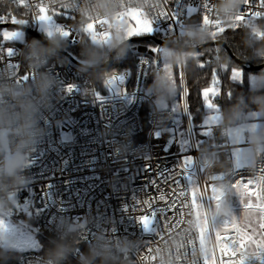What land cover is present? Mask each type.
<instances>
[{
	"label": "built area",
	"instance_id": "2783aa9c",
	"mask_svg": "<svg viewBox=\"0 0 264 264\" xmlns=\"http://www.w3.org/2000/svg\"><path fill=\"white\" fill-rule=\"evenodd\" d=\"M4 1L15 7H23L19 0ZM41 2L45 5L50 3L49 0H26V3L33 5ZM209 2L214 4V0H209ZM189 3H193V0H187L185 11ZM51 7L59 13L54 16V19L73 29L75 23L68 18H78L77 14L58 5H51ZM165 8L171 12L175 9V4L169 2ZM29 11L32 17L38 9L32 8ZM255 11L264 12V9L259 7V0H249V3L242 8V12L246 13ZM49 14L52 13L49 12ZM202 17L203 10L199 14H193L191 18L185 15L184 21L185 23L197 21L202 24ZM209 18L215 19L216 17L210 14ZM248 18L246 16V19ZM254 20L264 23V16L256 17ZM31 28L34 32L41 34L38 21H33ZM229 30L231 28L225 27V31L219 34L216 40L221 39V36ZM96 31L102 32L103 28L97 24ZM73 35L75 36V33ZM156 36L165 39L161 33H157ZM173 36L175 35L170 37ZM34 39L37 40L34 33H29L27 38L21 40L4 41L2 38L0 46L3 52L0 69L7 68L12 72L13 70L9 69L8 65L16 63L19 65V68L15 69L16 78L23 75H29L31 78L32 72L23 66L20 51ZM78 39L79 37L65 40L67 45H75L79 43ZM216 40L211 39L210 41ZM8 48H13L16 52L14 57H7ZM207 62L211 63V58H207ZM214 63L213 72L215 70L216 76H220L224 64L221 60ZM150 64L147 57H140L135 64L134 76H132V71H127L123 82L124 94L114 95L106 84V79L111 74L108 73L102 78L103 86L108 90L107 93H103L90 70L84 71L81 65L75 63L66 54L60 52L59 61L53 58L49 62L48 71L57 78L59 83V87L53 91L57 99L54 100L50 111L41 114L40 122L41 126L46 129V134L29 157V166L25 171L29 180L25 187L17 191L14 205H29L35 213L41 216L43 226L55 235L59 220L66 218L77 224L83 230L82 240L86 246L96 238L98 233L106 237L126 236L130 239H141V246L126 257L129 264H158L156 249H160V252L167 250L172 257L173 264H191L194 258L189 239L195 241L197 249L195 259L198 264H203L198 252V233L194 224H189L190 220H195L194 211L189 207L183 208L181 216L178 204L175 211L170 210L166 213L167 221L165 217L158 214L157 220L160 221L163 229L159 235L145 233L143 227L125 212L134 194L140 200L151 197L153 208L141 205L136 212L131 213L133 216L150 215L154 209L166 207L167 194L176 186L174 184L164 185L157 180V184L166 194V200L160 201L159 192L155 187L146 188L148 181L155 177L157 168L163 166L173 168L180 163L184 155H191L195 161L200 148L196 143L189 110L187 112L183 110L186 119V135L190 146L187 151L183 152L178 149L182 140V132L177 123L179 116L175 115L171 107L167 109L168 118L162 124L158 123L152 97L146 92V87L152 83L153 73L163 70V64L157 65L151 75ZM178 67L181 101L184 105L185 102L188 104L187 96L184 95V89L187 88L185 66L178 65ZM129 82L130 89L127 88ZM70 85L73 86L72 90L67 91ZM144 104L147 107L149 127L145 136H141L144 131L142 111ZM220 134L228 138L229 128ZM246 143L232 144L225 141L212 145L222 153L223 157L232 161L234 168L232 183L237 180H241L242 183H247L249 179L255 180V177L261 174L260 169L264 167V162H262L255 172L249 170L248 164L242 168H236L233 154L237 153V149L244 147ZM129 148L131 149L129 152L121 153V149ZM194 169L199 191L203 195L201 202L205 211L209 212L211 188L214 180H218L212 178L217 176L208 177L204 174V168L196 162ZM181 175H183L182 171ZM184 183L185 181L182 180V185ZM143 188L146 189L141 190ZM227 193L225 192V195ZM187 203H191L190 195ZM90 218L93 221L91 224L88 223ZM224 219L222 218L221 221ZM177 220H182L183 223L176 224ZM165 223L175 226L165 228ZM178 250L179 257L177 256ZM216 255L219 256L218 248ZM44 256L45 253L38 250L23 251L19 264H41ZM145 256H149V259L145 260ZM260 258L252 255L249 257V259L261 261Z\"/></svg>",
	"mask_w": 264,
	"mask_h": 264
},
{
	"label": "clouds",
	"instance_id": "9594fccd",
	"mask_svg": "<svg viewBox=\"0 0 264 264\" xmlns=\"http://www.w3.org/2000/svg\"><path fill=\"white\" fill-rule=\"evenodd\" d=\"M53 5H63L77 14L78 20L73 30L79 33L81 67L84 71L97 69L110 60L123 58L129 50V39L126 38L127 25L117 21L116 16L127 7L147 9L149 5L162 6L163 0H49ZM215 16L224 24L231 25L233 18L239 15L245 0H214ZM105 19L109 24L100 25L110 37L104 42L95 43L83 31V26L95 19ZM243 27V26H242ZM211 28L197 21L186 22L183 34H177L163 41L158 54L162 64L187 66L196 63L197 49L206 45L211 38ZM264 23H256L244 27L242 43L249 52V59L264 63ZM67 47L64 37L53 34L45 40H32L20 51L23 66L34 76L27 82L18 84L16 75L7 68L0 69V216L7 214L16 202L17 191L25 187L29 177L25 171L29 166V157L36 145L46 134L41 126V114L50 111L57 97L54 89L59 87L57 78L48 71L53 58L59 61V53ZM100 78H103L102 76ZM152 97V105L157 114L158 123L168 118V106L175 100L178 87L173 77L162 71L153 73L152 83L146 87ZM250 105H255L254 109ZM251 112L264 118V90L251 92L247 97L239 93L235 103L222 109L220 123L216 132L221 133L228 128H238L246 122ZM227 139V137H223ZM220 137H217L219 140ZM247 149L242 153L249 170L255 172L264 162V126L249 133ZM131 149H121V153ZM197 165L204 168L208 177L217 176L214 185L230 193L234 175L232 161L223 157L211 142L202 145L195 157ZM224 208L221 207L220 212ZM209 216L215 215L209 211ZM93 221L91 218L88 223ZM55 237L50 241L51 247L45 253L41 264H64L67 257L76 251L82 240L83 230L68 219L57 222ZM141 239H130L126 236L106 237L98 233L88 244L87 251L78 258V264H129L126 257L138 249ZM7 243L0 240V262L6 259L9 251ZM158 264H173L167 250L158 254Z\"/></svg>",
	"mask_w": 264,
	"mask_h": 264
},
{
	"label": "snow or ice",
	"instance_id": "6c2138e0",
	"mask_svg": "<svg viewBox=\"0 0 264 264\" xmlns=\"http://www.w3.org/2000/svg\"><path fill=\"white\" fill-rule=\"evenodd\" d=\"M169 2L175 4V9L171 12L167 11L165 5ZM19 3L27 8L38 9L32 15V21H38L42 31L51 37L53 34H60L65 39L79 37V33L75 30L69 28L67 25H62L58 23L54 16L58 15L51 3L45 5L41 3H26V0H19ZM187 0H163L162 6L157 7L155 4L149 5L147 9L138 7H127L121 13L116 16L117 21H123L127 27L125 29L126 38L129 40L132 38H137V41L144 43L145 37H156L157 33H161L163 38H170L172 35L183 34V28L185 25L184 17L191 18L193 14H199L203 10L202 24L203 26H211V38L216 40L219 34L225 31V27L236 29L240 26L249 27L254 23V18L264 16V12H242L233 18L231 25H224L216 16L215 19H210L209 15L214 14V5L209 2V0H193V3L187 4L186 11L185 5ZM249 3V0H245V5ZM64 9H70L67 6L59 5ZM259 7L264 9V0H259ZM71 10V9H70ZM51 12L52 14H49ZM246 16L249 17L246 19ZM71 18V17H69ZM5 20V17L0 16V24ZM134 21L135 23H131ZM11 23L13 25L24 26L30 21L28 19H18L15 16L12 17ZM109 24L105 19H95L90 21L87 25L83 26V31L88 35V37L95 43L104 42L110 37V32L96 31V25ZM210 28V27H209ZM178 29V32H177ZM75 33V36L73 35ZM2 38L4 41H14L22 35V33L16 29L4 30L2 33ZM259 35L264 36V33ZM78 39V40H79ZM149 50L153 54H159L161 51L160 46L154 45L151 41H148ZM219 49H217V52ZM2 46H0V59H2ZM6 55L12 58L16 55L13 48H8L6 50ZM155 63V61H153ZM203 68L204 64H200ZM227 68V65H224ZM9 69H12L13 74L17 76L15 69L19 68L16 63H9ZM163 70L166 71L169 76H172V67L167 64H163ZM242 69L238 67L231 68V80L240 81L242 79ZM34 76L32 73L31 78ZM30 79L29 75H23L17 78L16 82L21 84L27 82ZM120 84L123 83V77L113 76L106 81L107 86L111 87L116 82ZM175 82V81H174ZM212 83L218 84L219 81L213 72ZM73 86H68L67 91H71ZM216 96L218 94V89L215 88H205L202 92L203 100L205 106L212 110L213 114L210 115L205 121L202 127H206L208 130L203 131L201 135L211 136V127L217 124L219 120L218 113L220 109L216 104L212 102L209 98V94ZM121 94L124 92L121 91ZM188 90L184 89V95L187 96ZM99 98V97H98ZM135 97L133 96V99ZM179 105L174 106V111L179 110ZM187 102L183 105V110L188 111ZM254 116L256 114H253ZM259 125L252 123L248 126L247 130H254ZM245 129H238L232 136L233 143H238L244 136ZM182 147L186 148L188 146L187 140L181 141ZM199 146V145H197ZM234 159L236 160V168L242 167L239 162V153H234ZM195 161L190 155H184L178 165L173 168H168L167 166L159 167L155 170V177L150 178L147 187H155L159 192L158 199L160 201L166 200V194L157 184V180L164 185L174 184L176 187L167 194L168 202L166 207H161L154 209L150 215H139L133 216L131 213L137 211L141 205H147L148 208H153L152 198L149 197L145 200H140L137 195L134 194L132 197V202L129 206L125 208V212L135 220L137 224L143 227L145 233L159 235L163 229L161 228L160 221L157 220L158 214L165 217L167 221L168 217L166 213L170 210L175 211L177 205L180 206V215H183V208L185 206L189 207L194 211L195 220L189 221V224H194L196 232L198 233L199 239V255L202 257L203 264H245V260L249 255L256 257H264V167L260 169L261 174L255 177V180L249 179L247 183H242L241 180H237L232 183L231 189L235 191L240 197V202L243 207V214L237 218L227 213L224 209L226 218L222 223H215V215L209 216V213L205 211L203 205L200 203L203 195L199 191L197 184V175L193 171ZM179 169V171H178ZM203 170V169H201ZM181 171L183 175H181ZM212 179H222V177H213ZM182 180L185 183L182 185ZM143 188L141 190H144ZM212 195L209 198L215 202L218 211L221 209V204L225 196V192L215 185L211 188ZM189 195L191 197V203L188 204ZM191 214V213H190ZM183 223L182 220H177L176 224ZM175 225H169L165 223L164 227H174ZM3 227V222L0 221V228ZM115 231V229H113ZM231 232V235H229ZM214 241V242H213ZM189 243L192 244V256L193 260L191 264H198L195 259L197 256V249L195 246V241L189 239ZM217 248L219 250V256L216 255ZM252 249V251H249ZM151 252V249H149ZM157 254H159L160 249H156ZM186 255V253H185ZM177 256L179 257V250L177 251ZM145 260L149 259V256L144 257ZM155 259V257H151ZM264 264V260H262Z\"/></svg>",
	"mask_w": 264,
	"mask_h": 264
},
{
	"label": "trees",
	"instance_id": "16d2710c",
	"mask_svg": "<svg viewBox=\"0 0 264 264\" xmlns=\"http://www.w3.org/2000/svg\"><path fill=\"white\" fill-rule=\"evenodd\" d=\"M0 16L5 17V20L3 22H11V19L13 16H15L18 19H28L30 21L29 25L32 27V17L29 9L25 7H15L12 4H10L7 1L0 0ZM72 22L76 23L78 18H68ZM254 23H263L260 20H254ZM243 26V25H242ZM240 26L236 29H231L227 32H225L221 39L226 41L228 47L232 51V53L241 61L248 63V64H261L262 62H259L254 59H249V52L248 49H246L242 43V38L244 36V27ZM3 26H0V33ZM42 36L45 38L47 35H44L41 33ZM29 36V34H28ZM2 39V35H0V41ZM151 41L153 44H157L154 40H144V43L141 42H130L129 43V50L127 52V55L123 58H117L111 61L110 65L107 67L90 70V73L94 77L95 81L97 82L99 88L103 93H107V89L103 86L102 78L104 75L113 72L118 71L122 72L126 68H131L133 71L132 76L135 74L136 70V61L140 57H147L150 60V75L152 74L153 70L157 65L162 63L158 56H154L151 51H148L147 42ZM70 50L69 52L79 61L81 62L80 57V44L75 45H67ZM144 46L146 47L144 49ZM67 49V48H65ZM217 49L219 51L217 52ZM68 50V49H67ZM198 52L197 62L196 63H190L189 65L185 66V74H186V83H187V100H188V110L190 119L193 125V130L195 133L196 140H200V124L204 121L205 117L208 114V108L205 106L202 92L205 88H210L212 86H216L219 88V92L216 96L209 95L212 102L216 103L220 107V111L222 112V109L230 107L233 103L236 101V97L239 93L243 94L245 97H247L251 92L257 91V90H264V85L254 88L249 87L245 82H238V81H232L231 80V68L238 67L243 68L245 70H248L244 68V66L238 62L237 59H235L228 50L219 45V46H205ZM152 54V57L150 56ZM207 58H211L212 62L208 63ZM221 60L224 65H227V68L224 67L223 72L220 76H217V79L219 81L218 84H213V68L215 66V61ZM155 61V63H153ZM200 64H204V67L201 68ZM175 70V83L178 87V93L175 98V100L168 106L174 109L175 105L180 106L181 101V85H180V71L179 67H174ZM257 72H263L264 73V67L259 70H254ZM113 76L117 77H123V82L125 77L127 76V72H122L121 74H111L108 76L106 81L110 79ZM112 93L114 95H120L121 91L123 92V83L120 84L118 81L113 84L111 87ZM127 88H131V84L127 85ZM181 107V106H180ZM179 107V110H180ZM251 109L255 108V105H250ZM177 110V112H179ZM144 118V131L141 136H145L147 129L149 127L148 121H147V107L144 104L142 108ZM247 119V117H246ZM264 119V118H263ZM181 120V119H180ZM181 126L184 128L185 125L181 121ZM216 127L213 129L212 137H209L207 139H201L199 142V146L208 144L211 142V145L221 144L226 141L220 133L216 132ZM220 137L219 140H217V137ZM180 145L178 146L179 149ZM37 214V213H36ZM34 221L38 223L41 227V231L37 233L39 238V243L41 244L38 251H41L43 253H46L48 249L52 246L50 241L55 237V234L48 231L42 224L41 216L39 214L35 215L33 217ZM23 251H16L13 249H10L6 254V259L0 264H19V259ZM79 254L75 251L72 254H70L67 259L64 261V264H78V258Z\"/></svg>",
	"mask_w": 264,
	"mask_h": 264
},
{
	"label": "rangeland",
	"instance_id": "374dc122",
	"mask_svg": "<svg viewBox=\"0 0 264 264\" xmlns=\"http://www.w3.org/2000/svg\"><path fill=\"white\" fill-rule=\"evenodd\" d=\"M24 19H26V18H24ZM131 23L134 24L135 22L132 21ZM31 25H33V21L31 22ZM24 26L31 27L29 25V23L24 25ZM13 29H16L22 33V35L20 37H18L16 40L25 39L28 37L29 32L27 30L20 28V27H17V26H15V27L3 26L1 29V32H3L4 30H13ZM40 32L43 33L44 35H46L42 31V29H40ZM154 45L161 46L158 43L154 44ZM147 47H148L147 48L148 51H150L148 44H147ZM66 48L68 49V50L66 49L67 51L70 50V48L68 46ZM150 56L152 57V54H150ZM154 56H158V54H154ZM240 69H242L243 75H242V79L238 82H245L249 87H254V88H257V87L264 85V73L263 72H257L254 70H245L243 68H240ZM127 71L131 72L132 69L126 68L122 72H127ZM122 72L113 71V72H110L109 74L122 73ZM132 73H133V71H132ZM174 75H175V70H174V68H172V76H173V80L175 81ZM210 88L218 89V92H219V88L216 86H212ZM214 104H216V103H214ZM180 106L181 107H180L179 112L175 111V115L179 116V120L177 121V123L179 125L180 131L184 134L182 137V140H187L186 119H185V116L183 113L182 101H180ZM217 107L220 109V107L218 105H217ZM212 114H213L212 110L208 109V114L205 117L204 121ZM218 116H219V120H218L217 124H214L211 127V136L201 135V133L203 131H207L208 129L206 127H202L204 125V121L202 122V124H200V128H199V132L201 135L200 140L212 137L214 127H216L220 123L221 111H219ZM181 121L185 125L184 128L181 126ZM260 125L261 124H259V126ZM200 140L199 139H198V141L196 140L197 145H199ZM198 147H200V146H198ZM189 148H190L189 142H188V146L186 148L182 147V144L180 143L179 151L184 152V151H187ZM245 151H247V149L245 147H241V148L237 149V153H239V162L245 160V158L242 155V153H244ZM193 171L195 172V169H193ZM200 203L202 204L201 201H200ZM221 207L226 209L227 213H229L232 216H235L237 218H239L243 214V207H242V204L240 202V197L238 196L237 193H235V191H231L230 193H227L224 196ZM210 211L215 213V221L214 222L217 224L222 223V221H221L222 218H226L225 212L224 211L223 212L218 211L216 208L215 202L212 201L211 199H210ZM35 215H37V214L33 211V209L29 205H13L12 209L7 214L0 216V221L3 222V227L0 228V240L5 241L9 247V249H13L16 251L38 250L40 248L41 244L39 243V238H38L37 233L40 232L42 229H41L40 225L38 223H36L34 221V219H32L33 217H35ZM229 235H231V232H229ZM86 251H87V246L84 243V241L81 240V242L77 246L76 252L79 255H81L82 253H84ZM249 251H252V249H249ZM249 257H250V255L247 258H249ZM260 260L261 261L264 260V257H261Z\"/></svg>",
	"mask_w": 264,
	"mask_h": 264
},
{
	"label": "water",
	"instance_id": "95a60500",
	"mask_svg": "<svg viewBox=\"0 0 264 264\" xmlns=\"http://www.w3.org/2000/svg\"><path fill=\"white\" fill-rule=\"evenodd\" d=\"M0 26H13V27H15V26H17V27H20V28H23V29H25V30H27L30 34H32V33H34V36H35V38L37 39V40H41V41H43V40H45V37L44 36H42L40 33H38V32H34V30L31 28V27H27V26H18V25H13L11 22H2V24H0ZM149 39H152V40H154L156 43H158V44H162L163 43V41L165 40V39H162V38H160V37H158V36H156V37H145L144 38V40H149ZM130 42H138L137 41V38H132V39H130L129 40V43ZM219 45H221V46H223V47H225L227 50H228V52L235 58V59H237L238 60V62H240L243 66H244V68H246V69H248V70H259V69H261V68H263L264 67V63H261V64H248V63H245V62H243V61H241V60H239L233 53H232V51L230 50V48L228 47V45H227V43H226V41H224V40H222V39H218V40H216V41H209L206 45H204V46H202V47H200V48H198L197 49V51H200L203 47H205V46H219ZM146 47L144 46V49H145ZM62 53H64V54H66L71 60H73L75 63H77V64H79V65H81V62H79L69 51H67L66 49H64L63 51H62ZM111 61L112 60H110L108 63H106V64H103V65H101L99 68H103V67H107V66H109L110 65V63H111ZM99 68H97V69H99ZM89 70H93V69H89ZM95 70V69H94Z\"/></svg>",
	"mask_w": 264,
	"mask_h": 264
},
{
	"label": "crops",
	"instance_id": "0c3cea01",
	"mask_svg": "<svg viewBox=\"0 0 264 264\" xmlns=\"http://www.w3.org/2000/svg\"><path fill=\"white\" fill-rule=\"evenodd\" d=\"M253 114H255V112H251V113L249 114V116H247L246 122L243 123V124H242L241 126H239L238 128H229V134H228V138H227L226 141H228V142L234 144V143H233V140H232V136H233V134H234V133L236 132V130H238V129H245L243 138L241 139L240 142L235 143V144L246 143V142H247V136H248L249 133L255 132L258 128H260L261 126H264V119L261 118V117H259V116H257V115L254 116ZM252 123H256V124H258V125L261 124V125L258 126V127H257L256 129H254V130H247V129H248V126H249L250 124H252ZM183 135H184V134L182 133V137H183ZM187 140H188V138H187ZM234 161H235V160H234ZM240 163H241L242 167H244V166H246V165L248 164L247 161H246V159L243 160V161H241ZM235 165H236V161H235ZM242 167H240V168H242ZM245 264H262V262L259 261V260H257V259H256V260H252V259L246 258V260H245Z\"/></svg>",
	"mask_w": 264,
	"mask_h": 264
}]
</instances>
